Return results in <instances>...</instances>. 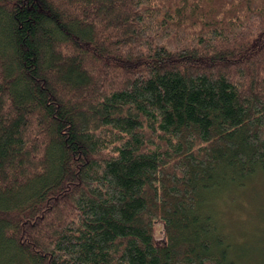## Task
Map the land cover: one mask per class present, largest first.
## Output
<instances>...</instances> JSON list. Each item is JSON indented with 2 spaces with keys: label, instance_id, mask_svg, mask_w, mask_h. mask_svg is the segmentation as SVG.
Wrapping results in <instances>:
<instances>
[{
  "label": "trees",
  "instance_id": "1",
  "mask_svg": "<svg viewBox=\"0 0 264 264\" xmlns=\"http://www.w3.org/2000/svg\"><path fill=\"white\" fill-rule=\"evenodd\" d=\"M259 175L264 0H0V264H264Z\"/></svg>",
  "mask_w": 264,
  "mask_h": 264
},
{
  "label": "rangeland",
  "instance_id": "2",
  "mask_svg": "<svg viewBox=\"0 0 264 264\" xmlns=\"http://www.w3.org/2000/svg\"><path fill=\"white\" fill-rule=\"evenodd\" d=\"M248 185L241 190H228L215 201V205L217 214L231 234L238 239L246 236L247 242L256 241L248 246L257 243L250 248L255 252H248L252 255L249 261L256 262L259 257L264 259V176L255 177ZM156 229L157 238L162 239V225L157 223Z\"/></svg>",
  "mask_w": 264,
  "mask_h": 264
}]
</instances>
